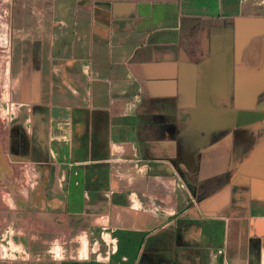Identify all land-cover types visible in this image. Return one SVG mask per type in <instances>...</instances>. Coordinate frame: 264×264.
<instances>
[{
	"label": "crops",
	"instance_id": "crops-1",
	"mask_svg": "<svg viewBox=\"0 0 264 264\" xmlns=\"http://www.w3.org/2000/svg\"><path fill=\"white\" fill-rule=\"evenodd\" d=\"M29 13L8 14L12 68L40 62L44 143L31 136L28 156L54 169L46 214L86 233H19L18 264H264V0H51L28 25Z\"/></svg>",
	"mask_w": 264,
	"mask_h": 264
},
{
	"label": "rangeland",
	"instance_id": "rangeland-1",
	"mask_svg": "<svg viewBox=\"0 0 264 264\" xmlns=\"http://www.w3.org/2000/svg\"><path fill=\"white\" fill-rule=\"evenodd\" d=\"M50 1L0 0V53L3 51V55H6V92L0 93V264H18L24 261L20 259L18 250L19 233H86L85 223L79 219L46 214V201L50 198L55 181L54 169L45 159L31 161L27 152L31 136L38 137L42 145L44 143L41 135L37 134L36 124L45 122L46 111L40 108L38 97L35 96L38 77L32 73L40 62L38 57L33 56L30 63L28 56V61L23 62L22 66L29 65L21 72L16 61L14 69L10 62L13 40L14 53L19 51L17 38H13L12 33L10 35V7H15L16 10L22 6L27 8L31 12L26 16V24L29 25L31 22L35 23L38 17L33 16L32 11L48 7ZM15 16L12 29L20 22L19 15ZM82 241L80 237L78 243L81 245ZM52 256L60 260L65 254L58 248L53 251ZM73 256L76 260L83 259L80 249H76ZM21 257L24 259L26 255ZM34 259L35 255H27L28 261Z\"/></svg>",
	"mask_w": 264,
	"mask_h": 264
}]
</instances>
